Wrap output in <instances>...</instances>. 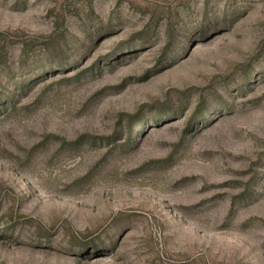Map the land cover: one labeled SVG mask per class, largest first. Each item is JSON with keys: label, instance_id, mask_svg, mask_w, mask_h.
I'll return each instance as SVG.
<instances>
[{"label": "rangeland", "instance_id": "obj_1", "mask_svg": "<svg viewBox=\"0 0 264 264\" xmlns=\"http://www.w3.org/2000/svg\"><path fill=\"white\" fill-rule=\"evenodd\" d=\"M0 264H264V0H0Z\"/></svg>", "mask_w": 264, "mask_h": 264}]
</instances>
